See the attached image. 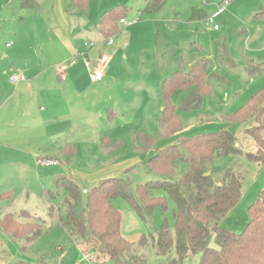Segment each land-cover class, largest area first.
Wrapping results in <instances>:
<instances>
[{
	"label": "rangeland",
	"instance_id": "1",
	"mask_svg": "<svg viewBox=\"0 0 264 264\" xmlns=\"http://www.w3.org/2000/svg\"><path fill=\"white\" fill-rule=\"evenodd\" d=\"M225 1L229 2L226 10L212 23L209 20L192 21L193 8L205 10L211 18ZM19 6V0H0V63L11 61L10 57L4 58L7 54L4 53L7 44L12 47L21 43V46L36 50L35 48L44 45L49 39L39 21L46 12L37 14V19L32 18L33 24L38 28L37 34H32L31 28L19 27L22 25L18 14L22 8ZM131 7L129 5L128 8ZM263 11L264 0H168L158 13L152 15L155 19L158 43L154 59L150 56L140 67L128 66L129 79L126 90L128 94L134 95L126 97L128 109L121 114L114 109H97L96 112L101 115L91 116L88 112L91 108L87 107L88 104H83L76 121L71 120L62 128L63 139L58 143L54 141V145L69 143L76 148V155L71 161L66 157L62 158L63 167L74 169L78 176L87 177L91 173H99L98 171L107 166L121 163L120 166L129 169V173H123L122 177L128 178L133 186L159 180L160 177L148 169V160L156 154V150L141 151L138 135L143 133L154 137L159 148L171 143V140L160 138L159 135V119L164 104L163 80L181 69H189L198 62H207L210 73L220 81L214 84L212 93L203 100L202 106L190 112L179 111L182 103L190 96L188 93L179 92L175 94L173 104L182 119L181 135L184 137L224 129L223 118L243 107L253 94L264 87V15H259ZM30 12L33 14L34 11ZM215 26L218 27L217 30ZM17 28L21 29V34L26 38L24 43L16 41L17 33L14 30ZM116 39L114 36L113 41ZM44 50L43 48L42 51ZM220 51L225 54L227 64L222 63ZM157 55L160 56V61L157 60ZM36 56H39V53H36ZM40 58L39 56L34 59ZM256 66L262 70L253 75L250 70ZM117 122L121 125L127 124L128 128L119 134L121 145L118 148L111 147L108 151L101 147L96 139L100 136L99 132L115 129ZM253 126L254 123L250 121L231 128L237 145L245 153H255L254 140L246 133V130ZM187 170L186 165L178 164L175 176L168 180L176 182ZM228 170H233L243 177V193L237 206L221 220L220 227L240 233L250 221L249 207L257 201L264 189V163L249 161L246 156H235L209 164V171L216 183L223 181ZM12 180L9 182L13 183L17 190H23L21 186L28 183L31 194L20 191L19 195L14 196L13 202L0 203V218L12 214L18 222L26 223L31 221L27 217L29 214L46 221L45 233L34 241H18L0 230V264H105L106 260L99 256L94 246L77 245L70 238L67 229L61 224L56 225L66 214V196L56 180L37 178L34 171L28 177L14 176ZM77 183L84 188L86 186L85 189H90L89 183L80 180ZM4 191L7 190H0V194ZM51 193L55 195V199H52ZM114 206L122 216V235L133 244L132 254L143 257L148 264H170L175 258L174 251L166 257L156 255L148 234L149 231L154 234L164 226L173 233L176 208L172 199L168 198V208L164 213L160 209L155 210L153 223L149 228L145 227L124 199H117ZM52 207L56 209L53 218L50 216ZM146 237H149L147 244L141 246L140 241ZM212 246L216 247V244L213 242ZM183 264H201V256L188 258Z\"/></svg>",
	"mask_w": 264,
	"mask_h": 264
},
{
	"label": "trees",
	"instance_id": "2",
	"mask_svg": "<svg viewBox=\"0 0 264 264\" xmlns=\"http://www.w3.org/2000/svg\"><path fill=\"white\" fill-rule=\"evenodd\" d=\"M167 1L147 0L141 13L154 15ZM20 2L23 8L35 7L34 0ZM72 3L79 12H86L88 0H72ZM128 10L118 6L105 13L97 26L99 33L105 39L119 33L122 29L121 20H125ZM259 15H264V11ZM191 19L204 22L209 19V15L201 8H193ZM221 56L222 63L227 64L223 52ZM159 58L157 55V60ZM261 70L256 66L250 73L256 75ZM218 81L220 79L210 73L205 61L165 78L162 82L164 104L159 119V135L160 138L171 140V143L159 148L154 137L143 133L138 135L141 151L156 150V154L148 160V169L160 179L133 186L128 178L117 177L104 180L87 190L69 178L62 177L57 184L66 196V214L56 225L61 224L67 229L77 245L94 246L99 256L106 260L105 264H148L143 257L132 254L133 244L122 235V216L114 202L124 199L145 227L149 228L155 210L160 209L164 213L170 198L176 208L173 233L164 226L160 231L154 234L149 231L148 234L156 255L166 257L174 251L175 258L170 264H183L184 260L196 255L201 256V264H264V189L249 207L250 221L246 229L233 233L221 228L220 222L241 200L243 177L228 170L223 181L216 183L209 171L212 162L235 156H246L249 161L264 163V87L253 94L243 107L223 118L224 129L190 137L181 135L183 124L179 111L199 109ZM178 92L190 95L179 111L173 104ZM250 121L254 126L248 128L246 133L254 140L255 153L243 152L231 131L233 126L245 125ZM103 145L111 149L118 148L121 143L104 140ZM64 150V157L71 161L76 155V148L68 145ZM178 164L186 165L188 170L176 182H171L168 179L175 176ZM50 195L55 199L53 193ZM12 198V192L1 196L3 200ZM55 211L52 207V218ZM27 217L31 221L20 223L12 214H7L0 218V230L11 239L34 241L45 233L46 221L29 214ZM148 238L142 239L140 245L145 246ZM213 242L216 247L212 246Z\"/></svg>",
	"mask_w": 264,
	"mask_h": 264
},
{
	"label": "crops",
	"instance_id": "3",
	"mask_svg": "<svg viewBox=\"0 0 264 264\" xmlns=\"http://www.w3.org/2000/svg\"><path fill=\"white\" fill-rule=\"evenodd\" d=\"M34 1V8H23L19 0L22 8L18 11L22 20L19 27L31 28L32 34H37L32 18L37 19V14L46 12L39 21L43 32L49 36L48 41L36 50L21 43L12 47L7 44L4 58L10 57L11 61L0 63V190L12 192L13 198L20 191L30 195L31 189L25 183L21 186L23 190H17L9 181L14 176L28 177L32 171L40 179L53 178L57 182L66 177L76 183L80 180L91 184L88 188L129 173V169L119 163L87 177L78 176L74 169L63 167L64 149L73 145H54V141L58 143L63 139L62 128L71 120L76 121L85 103L91 108L88 111L91 116L101 115L96 110L105 108L114 109L118 114L125 112L128 109L126 97L132 95L126 90L128 66H143L150 56L154 59L158 48L155 19L141 13L147 0H88L85 13L76 10L72 0ZM118 6L129 9L125 18L127 25H120L122 29L114 35L116 40L113 41L114 36L105 39L97 26L105 13ZM30 11H34L33 14ZM14 32L16 41H26L20 28ZM36 53L40 60L34 59L39 57ZM96 71L103 72L101 81L92 80L91 72ZM13 75L24 76L26 81L13 85L9 80ZM127 126L117 122L115 129L99 132L96 140L101 147L104 140L118 143L119 134ZM38 160L57 164L39 166ZM4 192L0 194V203L15 200L1 199Z\"/></svg>",
	"mask_w": 264,
	"mask_h": 264
},
{
	"label": "built area",
	"instance_id": "4",
	"mask_svg": "<svg viewBox=\"0 0 264 264\" xmlns=\"http://www.w3.org/2000/svg\"><path fill=\"white\" fill-rule=\"evenodd\" d=\"M228 3H229L228 1H225L221 5V7L219 8V11L213 17H211V18L208 19L210 23H212L218 15L222 14L223 11L226 10V7H227ZM121 24L127 25L126 20H121ZM214 28H215V30L218 29L217 26H215ZM108 44L111 45L112 44V41H109ZM91 45H93V44H91ZM87 66L89 68V71H91L90 70V67H89V64H87ZM103 77H104V74L101 71L91 72V78L94 81H101L103 79ZM9 80H10V82L13 85H17L19 82L25 81L26 78L24 76H21V75H13V76H11L9 78ZM54 164H57V162L56 161H50V160H38L37 161V165H39V166L49 167V166L54 165ZM84 193L86 194L87 191H84ZM89 258L92 259L93 257H89Z\"/></svg>",
	"mask_w": 264,
	"mask_h": 264
}]
</instances>
